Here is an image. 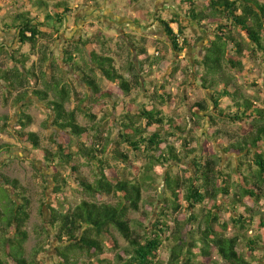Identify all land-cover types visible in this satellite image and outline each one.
<instances>
[{
  "label": "trees",
  "instance_id": "16d2710c",
  "mask_svg": "<svg viewBox=\"0 0 264 264\" xmlns=\"http://www.w3.org/2000/svg\"><path fill=\"white\" fill-rule=\"evenodd\" d=\"M180 1L186 10L170 18L154 12V20L177 54L191 47L179 37L186 35L190 24L208 35L205 53L194 65L201 70L197 84L211 92L212 100L190 105L183 97L193 128L165 113L164 106L171 101L165 84L122 112L113 91L100 84L99 74L127 96L142 87L157 64L148 36H128L137 60L129 67L134 85L112 56L97 51L96 43L104 39L101 33L91 36L83 31L77 41L62 48L58 59L56 43L75 13L71 1L15 0L16 12L0 13V29L15 32L18 44L13 50L0 44V88L5 104L18 110L15 125L5 123L9 117L0 121V161L2 155L14 153L12 145L1 141V135L11 130L24 146L19 148L24 156L31 162L43 159L51 170L54 187L49 194L51 189L44 187V206L53 232L46 229V236L57 243L54 264H217V256L225 264H264V252L254 256L259 242L264 244V219L257 221L256 210L264 205V0ZM136 20L141 25L147 21ZM3 56L11 65H4ZM178 63L172 65L169 78L180 71ZM246 73L254 78L245 81ZM68 75L78 76L91 96L82 97ZM178 86L183 92L189 85ZM33 99L53 113L55 149L32 131ZM81 117L90 125L84 126ZM207 119L210 129L205 131ZM220 124L236 125L237 132L222 134ZM213 138L231 158L226 165L221 154L203 145ZM131 154L142 164L137 165ZM79 158L94 169L91 177L83 174ZM185 160L192 163L194 173L186 168L185 175L176 172L173 164ZM0 177V264H45L40 260L42 246L28 258L30 190L18 178L1 172ZM160 180L166 189L160 207L154 208L155 214L142 212L145 192ZM71 190L81 199L74 201ZM230 212L238 235L230 236L231 225L225 219ZM134 213H141L142 221L133 219ZM255 227L261 236L250 239L248 232ZM242 242L247 252L240 250ZM105 254H115V259Z\"/></svg>",
  "mask_w": 264,
  "mask_h": 264
},
{
  "label": "rangeland",
  "instance_id": "374dc122",
  "mask_svg": "<svg viewBox=\"0 0 264 264\" xmlns=\"http://www.w3.org/2000/svg\"><path fill=\"white\" fill-rule=\"evenodd\" d=\"M52 1V0H48ZM75 6V13L71 18L67 20L65 26L59 36V40L56 43L54 52L57 54L58 59H62V48L70 41H77L83 34V31H87L88 34L99 35L100 33L104 36V39H100L96 43V49L101 54H108L116 60V65L120 71L132 81L135 85L132 77V73L129 71V67L132 63H136V57L134 56V46L128 36H133L135 39H140L141 36H148V49L150 55L156 57L157 64L153 69V72L147 77L148 79L142 80V87H137V89L129 96L120 92L117 88L109 86L108 83L103 79L102 75L99 74L98 78L103 89L113 91L116 98L115 101L120 104V112L123 108H130L134 105L135 101H145V97H151L154 88L160 87L165 84L167 86V93L171 95V101L166 103L164 106L165 113L171 118L175 119L181 126L189 125L191 128L194 127L189 114L188 104L183 103V97H186L190 103L193 105L196 101H210L212 100L211 92L204 91L199 83L197 84L198 74L201 70L194 65V61L200 59L205 53L206 46L209 41L207 38V33L200 29L195 24H187L186 27H190L185 31L186 35H180V43L186 38L190 43L191 47L187 48L182 54H177L173 51L171 42L165 36L164 29L162 25L154 20V12L162 14L165 18H170L172 14L179 13L181 10H186L180 0H138L131 3L130 0H99V5H96L91 0H69ZM197 3L201 4L199 0H195ZM114 2V4H113ZM18 10V5L15 4V0H0V13L3 15L14 13ZM117 10L118 12H114ZM141 11L144 12V16L141 15ZM144 17V18H142ZM147 19L143 25L138 24L137 20ZM174 31L179 33V28L177 24L172 25ZM0 44L4 48H10L11 50L16 49L17 35L15 32H4L0 29ZM25 51H29L25 48ZM80 58L83 59L84 55L81 54ZM2 62L5 66L11 65L7 57L3 56ZM179 62L180 71L173 77L169 78L171 73V67L173 64ZM67 70L68 67L62 64ZM249 69V65L248 68ZM246 80L251 81L254 76L246 73ZM68 81L73 85L74 89L81 94L82 97L91 96V91L86 87L85 84L76 75H68ZM167 79L168 82H167ZM192 79V80H191ZM189 86L183 90L179 88V84L185 83ZM165 98L166 95L160 92ZM115 107V104H112ZM69 109L74 107L73 103L68 105ZM84 106V108H86ZM18 110L11 103L8 105L4 102V96L2 89L0 88V121H3L5 117H9L5 123L15 125L16 113ZM30 114L34 117L35 124L32 127V131L37 132L43 139L44 145L50 149H55L53 143V133L55 129L52 127V111L44 106L38 99H33V103L30 108ZM118 112L115 113L117 115ZM81 123L84 126L90 125L88 121L84 118H80ZM210 120L207 119L205 123V131L210 129ZM112 124V123H111ZM111 127V126H110ZM217 129H219L222 134H235L237 132L236 125L230 124H220ZM113 131L110 135L111 139L114 138ZM165 133V132H164ZM201 139L202 132H199ZM229 137L224 135L225 144H228ZM1 141L3 143H9L14 147L13 154H4L0 161V172L7 174L13 178H18L21 183L30 190V195L32 198V218L28 226V231L30 234V240L27 244L28 258L31 259L32 254L35 249L42 246L44 247L43 254L40 256V260L45 264H54L57 262V253L55 248L57 243L53 239L46 236L45 230H49L51 233V226L48 224L49 211L48 207L44 206V187H49L47 193L49 194L54 183L52 182L51 170L48 168L47 163L43 160L29 161L23 152L19 148H24L13 133L7 131V133L1 135ZM113 145V144H111ZM208 150H213L221 154L222 164L226 165L230 160V156L225 154L218 143L215 142L214 138L212 141H208L206 144L203 143ZM126 151V148H123ZM134 162L137 165H141V162H136L133 154H131ZM79 162L82 164L83 174L87 177L93 175L94 169L85 163V160L79 158ZM235 163V161H232ZM181 166L180 168H176ZM176 172L180 175H185L182 169H189L194 173L195 168L190 161H183L182 164H173ZM117 170H122L119 166ZM0 177V181H1ZM46 182V183H45ZM48 182V183H47ZM160 184H155L154 186L148 187L147 192L144 195V202L142 205V212H148L150 215L153 214V210L156 207H160V200L164 194L165 186L163 181L160 180ZM70 195L74 201L81 199L80 194L76 191L71 190ZM166 195L167 192H166ZM78 199V200H77ZM115 202L114 198H105V201ZM257 210V221L259 219H264V205H260L256 208ZM155 214V213H154ZM232 213H226L225 219L231 225L230 236L238 235L240 233L239 229L235 227L231 221ZM132 218L135 220L142 221L141 213H134ZM245 233V232H243ZM250 239H256L261 236V232L255 228H252L248 232ZM120 245L122 247L126 246V242L117 235ZM260 247L258 248L257 254L254 256L258 257L259 253L264 252V244L262 241L259 242ZM240 250L242 252H247V247L244 242L240 244ZM165 258H168L169 254L166 249L162 250ZM217 256V255H216ZM251 258V256L248 254ZM103 257H110L115 259V254H105ZM217 264H225V262L217 256ZM254 264H257L254 262Z\"/></svg>",
  "mask_w": 264,
  "mask_h": 264
}]
</instances>
